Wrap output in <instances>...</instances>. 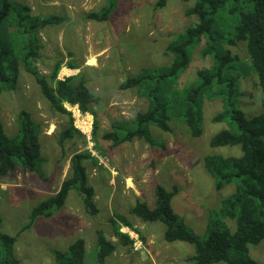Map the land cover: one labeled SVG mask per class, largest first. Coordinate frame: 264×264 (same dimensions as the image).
<instances>
[{
    "label": "rangeland",
    "instance_id": "374dc122",
    "mask_svg": "<svg viewBox=\"0 0 264 264\" xmlns=\"http://www.w3.org/2000/svg\"><path fill=\"white\" fill-rule=\"evenodd\" d=\"M32 10L33 16H60L65 22L38 32L41 55L36 62L40 73L48 78L55 66L61 63L58 80L83 75L92 94L100 103L94 106L93 144L82 135L67 140L63 146L60 135L70 122V115L54 112L42 95L35 78L20 72L15 91H0V120L8 136L17 133V117L21 111L31 114L40 130L43 157L41 171L36 173L18 169L0 181V213L2 232L17 238L15 254L18 264H55L52 252L66 251L77 239L86 242L85 264H98L96 260L97 236L101 230L116 246V251L106 264H192L188 261L195 254L192 245L183 242L168 243L164 239V225L145 223L132 216L130 210L136 201H145L151 207L155 202V186L160 184L169 191L176 189L173 207L194 230L204 237L212 212L232 194L234 186L222 191L215 188L213 178L206 171L204 160L209 155L224 157L241 155L238 147L212 148L214 135L227 128L225 123H215L221 111L219 99H205L203 103V134L193 138L182 118L171 117L170 132L152 126L151 133L160 147H151L143 140L113 147L103 139L116 121H132L144 112L147 102L137 89L122 91L120 85L143 71L167 67L172 62L169 44L189 26L196 23L188 11L193 7L189 0H169L165 7L157 8L159 0H120L116 11L106 23L88 20L86 16L100 10L106 0H17ZM238 15L226 13L217 18L216 30L221 38H230L229 25ZM12 30V29H11ZM204 42L193 53L189 70L177 82L175 89L193 83L197 71L212 66L211 57L203 58ZM232 54L239 57L237 67L243 73L239 78L242 96L240 107L248 118L264 112L262 93L257 77L248 71L250 59L246 45L225 44ZM91 60L94 62L91 63ZM78 69H70V65ZM248 72V73H247ZM95 122L97 123L95 141ZM92 151L93 161H86L88 182L96 192L95 202L100 210L96 216L86 214L82 198L72 191L65 206L51 218H40L27 228L32 209L54 196L63 181L71 175L73 155ZM115 213L127 216L138 232L126 227L123 233L136 234L132 247H124L109 223ZM231 228L233 222L228 221ZM132 237V235H131ZM145 239V241L142 240ZM250 256L264 264V241L250 247ZM223 264V263H221Z\"/></svg>",
    "mask_w": 264,
    "mask_h": 264
},
{
    "label": "trees",
    "instance_id": "16d2710c",
    "mask_svg": "<svg viewBox=\"0 0 264 264\" xmlns=\"http://www.w3.org/2000/svg\"><path fill=\"white\" fill-rule=\"evenodd\" d=\"M120 0H106L104 6L89 13L86 18L97 23L110 21ZM169 0H159L157 8L166 6ZM193 7L188 15L195 17L196 23L189 26L168 46L172 62L167 67L143 71L128 78L120 85L122 91L137 89L147 102L144 112L136 114L132 121H116L103 139L119 147L134 140H143L151 147L165 149L152 137L151 127L170 132L172 116L182 118L193 138L203 134V103L219 99L222 107L215 116V123H225L227 128L214 135L210 141L212 148L238 147V157L209 155L204 160L208 174L213 178L218 191L233 185L234 191L226 197L221 207L211 213L204 237L190 228L176 213L173 199L176 189L169 191L160 184L155 186V202L151 207L145 201H136L130 214L145 223L164 225V239L168 243L183 242L192 245L195 254L188 259L192 264H259L250 256V247L264 241V112L248 118L240 107L242 96L239 78L243 75L237 67L239 57L225 49V44L246 45L250 62L248 71L257 77L261 90V105L264 110V0H189ZM229 14L238 15L227 29L231 37L221 38L215 29L217 18ZM65 22L60 16H33L29 6L17 0H0V91H15L20 72L31 74L50 108L61 115H68L64 104L78 105L82 112L96 115L94 106L100 103L88 87L83 75L58 80L61 63L55 66L48 78L40 73L36 62L40 58L41 47L38 32L46 27L59 26ZM12 29V30H11ZM203 58L211 57L213 64L208 69L197 71L196 80L181 89H175L180 77L192 63L193 53L200 48ZM70 69H78L74 65ZM248 73V72H247ZM97 123L95 122V141ZM81 135L70 122L59 138L61 146ZM40 144V130L27 111L17 117V133L7 135L0 120V181L18 169L36 173L43 177L40 169L43 163ZM97 161L89 152H82L71 158V175L67 177L57 194L35 206L27 228L38 219L51 218L61 210L72 191L82 198L86 214L100 213L95 202V189L89 185L86 161ZM228 221L234 223L231 228ZM113 232L121 245L134 244L122 228L138 232L131 220L120 213L109 219ZM3 218L0 213V264H18L15 246L17 238L2 232ZM98 264H106L116 251L115 244L101 230L96 232ZM145 241L144 238H142ZM86 242L79 238L66 251L52 252L55 264H85Z\"/></svg>",
    "mask_w": 264,
    "mask_h": 264
},
{
    "label": "built area",
    "instance_id": "2783aa9c",
    "mask_svg": "<svg viewBox=\"0 0 264 264\" xmlns=\"http://www.w3.org/2000/svg\"><path fill=\"white\" fill-rule=\"evenodd\" d=\"M66 110L68 111V115H70L74 128L87 140L88 144L91 148L94 146L93 144V132H94V118L90 113H84L81 111L78 105H70L64 104ZM91 155L96 156V154L91 149ZM130 235V234H129ZM132 235V237H131ZM131 239H137L136 234H131Z\"/></svg>",
    "mask_w": 264,
    "mask_h": 264
},
{
    "label": "bare ground",
    "instance_id": "6f19581e",
    "mask_svg": "<svg viewBox=\"0 0 264 264\" xmlns=\"http://www.w3.org/2000/svg\"><path fill=\"white\" fill-rule=\"evenodd\" d=\"M94 62L91 60V63L90 64H93Z\"/></svg>",
    "mask_w": 264,
    "mask_h": 264
}]
</instances>
